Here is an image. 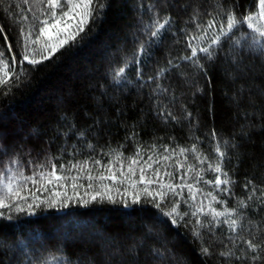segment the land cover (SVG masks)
Instances as JSON below:
<instances>
[{"label":"trees","instance_id":"obj_1","mask_svg":"<svg viewBox=\"0 0 264 264\" xmlns=\"http://www.w3.org/2000/svg\"><path fill=\"white\" fill-rule=\"evenodd\" d=\"M150 2L153 0H108L109 6L102 18L86 25L76 41H69L36 66L29 67L25 62L28 78L19 87L9 89L7 83L0 86V114L9 118L0 120V132L7 133L0 144L8 149L9 155L19 152L25 160L23 152L29 149L33 157L43 159L46 153L59 156L63 147L64 153L56 160L57 165L83 160H101L106 165L110 159L109 148L123 146L126 157L134 152L130 136L135 132L136 140L144 148L153 143L187 147L195 142L214 160L211 145L215 141L211 133L215 130L221 141L227 139L237 145L235 149L228 148L232 159L226 168L236 181L228 206L237 207V198L249 205L238 209L244 213L241 228L232 233L227 226H221L216 237L205 232L204 244L213 253L205 256L200 252V241L192 235L191 225L188 228L180 225L178 229L161 225L153 215L137 211L135 207L125 208L118 201L116 204L92 203L88 207L73 205L64 211L42 206L34 216L20 214L11 221L0 220V240L11 244L20 238L31 240L33 250L41 244L54 249L59 243H67L75 255L94 264H224L219 251L232 246L229 236L235 239L238 255V249L246 247L245 240L264 241V204L259 199L264 190V58L244 54L237 66L222 57L215 63L206 62V72L173 59L180 67L158 78L169 89L167 93L153 94L154 84L137 86L134 69L128 72L133 84L115 86L111 69L121 66L126 55H132L138 37L145 39L140 32L141 16L144 22H151L152 16L147 10ZM256 2L225 0L226 4L238 5V15L246 13L249 7L255 11ZM141 3L143 10L139 7ZM196 5L201 11L211 9L212 0L157 2L161 20L170 13L175 21L173 31L184 28L186 21H189L187 27L194 30L190 18ZM45 12L46 0H0V49L10 55L7 45H12L17 67L21 59L17 41L23 43L21 29L24 32L31 29L35 34ZM208 18L201 16L200 22ZM174 41L175 37L167 33L162 44L150 49L151 57L144 58L148 65L144 68L146 74L155 76L156 68L167 67L169 58L185 54L183 40ZM35 58L40 59L39 53ZM161 108L171 111L179 122L171 118L165 122L157 114ZM187 112L191 117H186ZM70 120H74L76 128L83 129L85 137L62 135ZM74 148L79 151L73 157ZM6 159L0 155V166ZM30 168L27 165L26 173L30 174ZM93 173H96L94 165ZM205 178L212 179V173H207ZM249 181L246 189L244 185ZM253 184L256 192L249 200ZM80 191L83 194L84 190ZM145 207L151 208V205ZM66 212L86 221L87 226L68 225L72 217L65 216ZM37 236L41 238L39 242H35ZM152 248L170 251L163 261H156L151 255ZM23 259L19 251L0 250V261L5 264H18ZM233 264L240 262L233 260Z\"/></svg>","mask_w":264,"mask_h":264},{"label":"snow or ice","instance_id":"obj_2","mask_svg":"<svg viewBox=\"0 0 264 264\" xmlns=\"http://www.w3.org/2000/svg\"><path fill=\"white\" fill-rule=\"evenodd\" d=\"M157 2L166 4L169 0H153L147 5L152 19L150 23L144 22L141 16L143 27L140 32L145 39L140 40L138 37L139 42L132 55H126L121 66L111 69V80L115 86L133 84L134 81L128 78V72L134 69L137 86L154 84L153 94L167 93L169 89L158 78L180 67L173 59L187 62L206 72V62L215 63L222 57L237 66L242 62L244 54L264 58V0H257L255 11L249 7L246 13L239 15L236 11L238 5L226 4L225 0H212V8L204 11L196 5L190 18L194 30L187 27L189 21H186L185 27L178 31H173L175 21L170 13L161 20ZM46 4L47 12L43 13L46 18L39 21L41 26L35 38L31 29L27 32L21 29L23 43L17 41L21 57L19 67L16 54L11 52V44L7 45L10 55H5V51L0 49V86L7 83L9 89L19 87L28 78L25 62L32 67L48 60L69 41H76L77 36L85 31V26L93 19L102 18L109 6L108 0H46ZM139 7L143 10L144 4L141 3ZM201 16L209 18L201 23ZM167 33L175 37V43L183 40L185 54L169 58L167 67L156 68L155 76L146 74L144 68L148 65L144 58L151 57L150 49L162 44ZM37 53L40 55L39 60L35 58ZM157 114L165 122L169 118L179 122L178 117L166 108H161ZM186 117H191V113L187 112ZM4 119H7L6 114H0V120ZM70 133L85 137L83 129L76 128L74 120L68 122L62 135L67 138ZM136 137L137 133L132 132L130 138L134 141L135 150L127 157L122 150L123 146L109 148L107 155L110 159L106 165L101 160L68 161L57 165L56 160L63 156V147L59 156L46 153L43 159L33 157L29 149L23 152V157H27L25 160L19 152L13 151L9 155L8 149L0 144V155L7 157L0 166V220L11 221L20 214L34 216L42 206L64 211L73 205L88 207L92 203L116 204L119 201L125 208L135 207L137 211L153 215L161 225L167 224L174 229L180 225L185 228L191 225L192 235L201 243V254L213 255L209 246L204 244V233L216 237L217 229L221 226H227L229 232L235 233L241 228L244 219V213L238 212V209L249 206L239 198L237 207L228 206V198L234 196L233 186L236 183L226 168L232 159L228 148L235 149L237 145L227 139L221 141L213 130V160L195 142L187 147L153 143L144 148ZM88 147L94 150L92 144H88ZM78 151V148H74L73 157ZM144 155L147 159H144ZM27 165H31L30 174L26 173ZM93 165L96 166L95 174ZM207 173H212L213 178L206 179ZM249 183L244 185L246 189ZM80 189L84 190L83 194ZM255 192L256 186L253 184L249 200ZM259 199L264 204V190ZM145 205H151V208ZM65 216L72 217L68 221L70 226H87L86 221L77 219L72 213L66 212ZM68 236L66 233V238ZM40 239L35 237V242ZM228 239L232 246H225L219 251L224 264H233V260L240 264L245 261L248 264H264V241L255 243L251 239L245 240L246 247L238 249V255L235 239L232 236ZM143 243L141 240L140 246ZM69 247L67 243H59L54 249H49L47 245L41 244L39 249L33 250L34 243L31 240L20 238L15 244L0 240V250L19 251L24 259L18 264H94V261H84L75 255ZM169 251L152 248L151 255L154 260L163 261ZM0 264L5 262L0 261Z\"/></svg>","mask_w":264,"mask_h":264},{"label":"rangeland","instance_id":"obj_3","mask_svg":"<svg viewBox=\"0 0 264 264\" xmlns=\"http://www.w3.org/2000/svg\"><path fill=\"white\" fill-rule=\"evenodd\" d=\"M45 18H46V17H45ZM34 35H35V34H34ZM7 118H8V117H7ZM8 119H9V118H8ZM8 119H4V120L6 121V120H8ZM23 123H24V122L22 121V124H23ZM5 137H7V133H4V132L2 133V132H0V139H1V138H5Z\"/></svg>","mask_w":264,"mask_h":264}]
</instances>
